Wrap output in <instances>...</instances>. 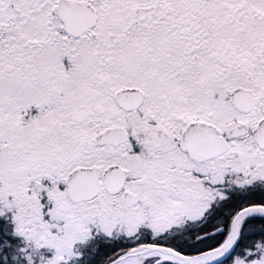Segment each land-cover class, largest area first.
I'll return each mask as SVG.
<instances>
[{
  "label": "snow or ice",
  "instance_id": "1",
  "mask_svg": "<svg viewBox=\"0 0 264 264\" xmlns=\"http://www.w3.org/2000/svg\"><path fill=\"white\" fill-rule=\"evenodd\" d=\"M0 264H264V0H0Z\"/></svg>",
  "mask_w": 264,
  "mask_h": 264
}]
</instances>
